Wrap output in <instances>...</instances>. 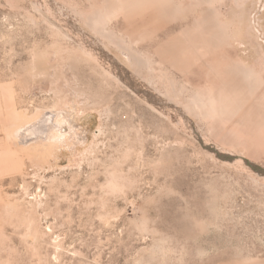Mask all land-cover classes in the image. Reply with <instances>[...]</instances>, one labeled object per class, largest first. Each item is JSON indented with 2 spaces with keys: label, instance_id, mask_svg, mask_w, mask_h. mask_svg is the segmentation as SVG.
I'll return each mask as SVG.
<instances>
[{
  "label": "rangeland",
  "instance_id": "1",
  "mask_svg": "<svg viewBox=\"0 0 264 264\" xmlns=\"http://www.w3.org/2000/svg\"><path fill=\"white\" fill-rule=\"evenodd\" d=\"M52 1L264 171V0ZM64 113L87 130L34 131ZM0 264H264V180L208 154L40 0H0Z\"/></svg>",
  "mask_w": 264,
  "mask_h": 264
},
{
  "label": "water",
  "instance_id": "2",
  "mask_svg": "<svg viewBox=\"0 0 264 264\" xmlns=\"http://www.w3.org/2000/svg\"><path fill=\"white\" fill-rule=\"evenodd\" d=\"M47 9L50 15L63 26L71 36L77 40V42L83 46L93 57H95L101 65H103L110 73L115 75L122 83H124L129 89L134 93L142 97L147 103L153 105L156 108H160L161 111L170 113L172 117H177L185 130L191 134L201 145V147L212 157L228 163L231 165H236L245 168L247 171L251 172L257 177L264 180V171L260 168L244 161L239 160L232 155L223 152L222 150L216 148L209 142H207L196 129L195 125L187 119V117L178 110L170 106L167 102L162 99L157 98L150 90L141 84V82L131 75L127 70L117 62L114 57L109 55L90 35L83 32L77 24L71 19L68 13L56 5L52 0H40ZM159 109V110H160Z\"/></svg>",
  "mask_w": 264,
  "mask_h": 264
},
{
  "label": "bare ground",
  "instance_id": "3",
  "mask_svg": "<svg viewBox=\"0 0 264 264\" xmlns=\"http://www.w3.org/2000/svg\"><path fill=\"white\" fill-rule=\"evenodd\" d=\"M163 112H165V111H163ZM165 113L167 115L170 114L168 112H165ZM56 115L57 114H50V117L46 118V120H44L43 122H38V123L36 122L37 124H34L32 126L35 129V130L34 129L33 130L39 135H45V132L48 131V129H49L48 128L49 125H51L55 121H56L55 127L61 126L62 127L61 129H63V130L65 129L64 132L61 133V134H65L66 132H68V134H71L72 128L70 129L69 126H72L71 125L72 123L79 124L80 125L79 127H84V130H87V128L89 126V123H88V120H87V119H89L88 117H84V116H80L79 115L77 117V119H73V121H72L71 118H68L67 114H65V113L64 114H60L58 116H56ZM54 117H56V119H58V120L54 121Z\"/></svg>",
  "mask_w": 264,
  "mask_h": 264
},
{
  "label": "crops",
  "instance_id": "4",
  "mask_svg": "<svg viewBox=\"0 0 264 264\" xmlns=\"http://www.w3.org/2000/svg\"><path fill=\"white\" fill-rule=\"evenodd\" d=\"M60 157L65 158L66 160H68L71 157V151L70 152H61L60 153Z\"/></svg>",
  "mask_w": 264,
  "mask_h": 264
}]
</instances>
